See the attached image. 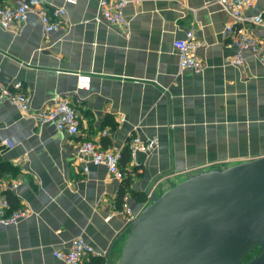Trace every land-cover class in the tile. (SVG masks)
Returning a JSON list of instances; mask_svg holds the SVG:
<instances>
[{
    "label": "crops",
    "instance_id": "obj_1",
    "mask_svg": "<svg viewBox=\"0 0 264 264\" xmlns=\"http://www.w3.org/2000/svg\"><path fill=\"white\" fill-rule=\"evenodd\" d=\"M32 6L65 7L66 16L64 27L48 34L36 14L0 29V86L21 84L31 100L29 113L0 105V163L16 170L2 181L19 183L11 192L28 210L17 224H0V264H65L54 253L77 237L95 250L87 264L93 258L106 264L116 241L115 262L129 226L125 195L138 213L149 203L148 190L160 195L200 169L264 157V63L251 52L243 66L232 63L235 49L225 34L232 19L215 0L131 2L124 10L128 30L98 19L99 0ZM251 13L264 17V0H254ZM187 31L203 42L196 50L200 72L179 66L174 42ZM251 33L264 45V25ZM79 74L91 76L90 90L79 89ZM62 98L78 113L77 136L37 118ZM135 136L158 144L125 161ZM85 139L122 150L123 181L102 165L83 172L76 155Z\"/></svg>",
    "mask_w": 264,
    "mask_h": 264
},
{
    "label": "water",
    "instance_id": "obj_2",
    "mask_svg": "<svg viewBox=\"0 0 264 264\" xmlns=\"http://www.w3.org/2000/svg\"><path fill=\"white\" fill-rule=\"evenodd\" d=\"M149 203L106 264H264V157L200 169ZM258 246L261 253L243 263Z\"/></svg>",
    "mask_w": 264,
    "mask_h": 264
},
{
    "label": "built area",
    "instance_id": "obj_3",
    "mask_svg": "<svg viewBox=\"0 0 264 264\" xmlns=\"http://www.w3.org/2000/svg\"><path fill=\"white\" fill-rule=\"evenodd\" d=\"M222 10L230 16L231 23L225 27V34L229 44L235 49L232 63L237 66L244 65V53L251 52L264 63V45L252 33L251 27L264 25V17L261 13L252 14L254 0H215ZM138 3L139 0H99L98 19L105 20L113 26L128 30L129 23L125 18L124 10L129 3ZM67 4L75 5L77 0H66ZM31 14H36L42 23L44 33L58 31L64 27L66 8L54 7L52 9L41 8L37 10L26 0H18L12 6L0 7V29L8 30L15 25L27 21ZM203 46V42L195 39L193 31H187L184 39L176 40L174 47L179 52V66L183 69H192L195 72L203 70V61L197 56L196 50ZM79 89L90 90L91 76L78 75ZM8 101L20 112L29 113L31 107L30 97L22 91L21 84L14 87L0 86V105ZM37 118L41 123H54L58 131L71 136L80 134V120L78 113L69 99H59L47 109L40 111ZM8 148L12 149L10 141H4ZM156 139L143 141L140 137H132L128 142V152L131 158L138 153H146L156 148ZM83 166V172L89 171V165L105 166L108 173L119 181L125 179V172L121 166L123 152L121 149L103 148L99 143L83 140L76 155ZM19 183H5L0 181V190L4 194L0 198V224H17L19 220L28 216V210L23 207L12 209L8 199V193L15 191ZM130 224L137 212L130 204V197L124 196L123 211ZM94 248L83 237H77L71 241L70 247L64 252H55L57 259L65 264H87L89 257L95 256Z\"/></svg>",
    "mask_w": 264,
    "mask_h": 264
},
{
    "label": "trees",
    "instance_id": "obj_4",
    "mask_svg": "<svg viewBox=\"0 0 264 264\" xmlns=\"http://www.w3.org/2000/svg\"><path fill=\"white\" fill-rule=\"evenodd\" d=\"M26 1L29 4H31V5H35L38 2V0H26ZM0 6H2L1 5V0H0ZM125 155H126L125 161L130 160L131 156H130V154L128 152V148H127V150L125 152ZM121 166L123 167V164H121ZM15 171H14L13 167L10 164H8V163H0V181L6 179L8 177H12V176L16 175ZM127 184H128V182L125 181L124 182V187H123V189H122V191L120 193V197L121 198L123 197L124 191L127 188ZM140 198H141L140 196H137V199L140 200ZM8 199H9V201L11 203L12 209H17L19 207L18 200L12 193H8ZM89 264H104V259L103 258L102 259L101 258H93L91 260V262H89Z\"/></svg>",
    "mask_w": 264,
    "mask_h": 264
},
{
    "label": "rangeland",
    "instance_id": "obj_5",
    "mask_svg": "<svg viewBox=\"0 0 264 264\" xmlns=\"http://www.w3.org/2000/svg\"><path fill=\"white\" fill-rule=\"evenodd\" d=\"M261 253V250L258 246H255L251 252L244 258L243 263L249 262L250 260L254 259Z\"/></svg>",
    "mask_w": 264,
    "mask_h": 264
}]
</instances>
